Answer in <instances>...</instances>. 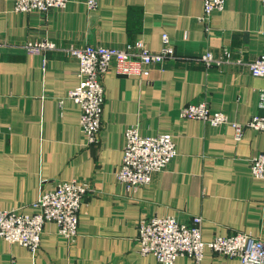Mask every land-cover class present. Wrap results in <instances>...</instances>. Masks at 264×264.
<instances>
[{
	"label": "crops",
	"instance_id": "crops-1",
	"mask_svg": "<svg viewBox=\"0 0 264 264\" xmlns=\"http://www.w3.org/2000/svg\"><path fill=\"white\" fill-rule=\"evenodd\" d=\"M15 1L0 0V209L33 213L60 181L77 179L90 189L74 240L48 222L36 254L0 238V264H160L138 252V223L151 217L200 216L205 241L240 232L264 240V180L252 173L264 131L247 128L238 141L232 126L264 116V76L248 66L264 50L262 0H227L207 22L199 19L203 0H98L96 10L87 0H69L47 13L18 12ZM166 33L176 58L152 65L144 78L106 75L99 140L86 144L81 108L69 98L79 64L67 48L143 41L158 52ZM44 39L58 48L41 54L24 48L26 40ZM207 52L223 62L198 59ZM199 102L224 112L231 124L181 116V108ZM131 126L142 136L171 134L177 148L137 191L116 176ZM175 264L198 263L180 256ZM200 264L240 260L206 248Z\"/></svg>",
	"mask_w": 264,
	"mask_h": 264
},
{
	"label": "built area",
	"instance_id": "built-area-1",
	"mask_svg": "<svg viewBox=\"0 0 264 264\" xmlns=\"http://www.w3.org/2000/svg\"><path fill=\"white\" fill-rule=\"evenodd\" d=\"M68 1L16 0L14 9L18 12L47 13L52 9L65 8ZM226 1L203 0V14L199 19L207 22L215 10L224 9ZM87 4L90 10L98 8V0H87ZM163 44L158 52L152 51L143 41L127 44L124 48L106 45L67 48L79 64V83L69 92V98L81 108L80 124L86 144H95L99 140L106 103V75L114 70L120 75L148 77L152 65L177 57L167 33L163 35ZM24 48L30 54H41L56 50L58 46L49 39L26 40ZM224 54L227 62L230 61L229 50L226 49ZM198 59L207 65L223 62L212 52H207ZM248 66L254 76H264V50ZM261 104L264 107V92ZM180 114L215 126L230 123L224 112L212 111L207 102L184 106ZM232 126L236 140L240 141L247 128L264 131V116H254L246 123L232 122ZM125 135L123 162L116 176L128 190L137 191L143 185L150 184L153 176L167 167L177 155V148L171 134L142 136L138 126H131ZM252 173L264 180V152L253 158ZM89 189L87 182L77 179L60 181L53 190L45 192L34 203L36 211L33 213L0 209V238L19 243L36 254L41 247L45 225L54 222L61 237L68 241L74 240L78 235L81 205ZM202 223L200 216H195L188 222H180L173 216L142 218L138 223V252L142 255L153 254L160 264H175L180 256H188L200 264L206 248H209L216 254L239 258L240 264H264L263 239L240 232L205 241Z\"/></svg>",
	"mask_w": 264,
	"mask_h": 264
}]
</instances>
